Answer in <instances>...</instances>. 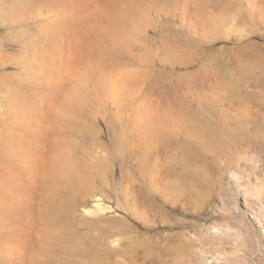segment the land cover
Returning <instances> with one entry per match:
<instances>
[{
	"label": "rangeland",
	"instance_id": "1",
	"mask_svg": "<svg viewBox=\"0 0 264 264\" xmlns=\"http://www.w3.org/2000/svg\"><path fill=\"white\" fill-rule=\"evenodd\" d=\"M238 185L264 205V0H0V264H169L175 235L264 264Z\"/></svg>",
	"mask_w": 264,
	"mask_h": 264
},
{
	"label": "bare ground",
	"instance_id": "2",
	"mask_svg": "<svg viewBox=\"0 0 264 264\" xmlns=\"http://www.w3.org/2000/svg\"><path fill=\"white\" fill-rule=\"evenodd\" d=\"M239 162H240V159H237L236 164L237 165L240 164ZM230 172H231L232 177H234V179L236 180L239 179V176H238L239 173H237L235 169L234 170L231 169ZM238 189L240 193L242 194L243 214L248 215L253 220L254 224L260 229L264 237V205L262 204V200L260 198V195L262 196L261 194L262 188L258 186V188H254L255 189L254 192L244 189L243 186L239 187ZM96 208L100 211H104L107 209V207L103 206L99 201H97L96 203ZM219 223L220 222L218 223L216 222V223H213L211 226H209L206 229V234L204 235L205 236L212 235L215 238V237L223 236L225 233L230 235L235 231V228L233 229L227 223H224L222 225ZM175 239L180 241V247L176 251V255H175L176 258L175 257H174L175 259L172 258L169 264H187L188 261H190V258H188V251H190L189 243L188 241H185L184 239H182L179 235H175ZM113 243L115 244V246H117L119 244V241L114 240L112 241V244ZM195 254L197 256L198 264H220L221 261H224L223 260L224 256L221 253L218 254L215 252H208L202 249L201 247L195 248Z\"/></svg>",
	"mask_w": 264,
	"mask_h": 264
}]
</instances>
